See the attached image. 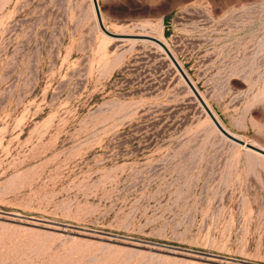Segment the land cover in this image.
<instances>
[{
	"label": "rangeland",
	"instance_id": "obj_1",
	"mask_svg": "<svg viewBox=\"0 0 264 264\" xmlns=\"http://www.w3.org/2000/svg\"><path fill=\"white\" fill-rule=\"evenodd\" d=\"M96 1L0 0V264H264V157L173 62L264 149V0Z\"/></svg>",
	"mask_w": 264,
	"mask_h": 264
},
{
	"label": "water",
	"instance_id": "obj_2",
	"mask_svg": "<svg viewBox=\"0 0 264 264\" xmlns=\"http://www.w3.org/2000/svg\"><path fill=\"white\" fill-rule=\"evenodd\" d=\"M91 3H92V7H93V11H94V16H95V21H96V24L97 26L99 27V29L109 35V36H112V37H119V35H121L120 33L118 32H112V31H109L107 29H105L102 21H101V18H100V14H99V8H98V5H97V1L96 0H91ZM147 39H150V40H153L155 41L156 43H158L161 47H163L165 49V46L164 44L158 40L157 38L151 36V35H147V34H143L141 35ZM170 56V55H169ZM172 59V58H171ZM173 62H175L173 60ZM181 72V76L183 77V80L185 81V83L187 84V86L191 89V91L193 92L194 96L196 97V99L198 100V102L200 103L201 107L203 108V110L205 111V113L207 114V116L209 117L211 123L213 124V126L223 135L225 136L226 138H228L229 140H231L232 142L236 143V144H241L243 145L244 147L248 148V149H251L257 153H260V154H263L264 155V149L259 147V146H256L248 141H244L242 138L240 137H237L233 134H231L230 132H228L226 129H224L220 124L219 122L217 121V119L213 116V114L211 113V111L209 110V108L205 105V103L202 101V99L200 98V96L197 94L195 88L192 86V84L189 82L188 78L185 76V74L182 72V70L179 69V73Z\"/></svg>",
	"mask_w": 264,
	"mask_h": 264
},
{
	"label": "bare ground",
	"instance_id": "obj_3",
	"mask_svg": "<svg viewBox=\"0 0 264 264\" xmlns=\"http://www.w3.org/2000/svg\"><path fill=\"white\" fill-rule=\"evenodd\" d=\"M94 12V11H93ZM100 14V13H99ZM100 18H101V16H100ZM102 20V19H101ZM161 33H158L157 34V39L158 40H161V35H160ZM109 37H111V36H109ZM112 38H115V37H112ZM157 46H159V45H157ZM173 60V59H172ZM175 61V60H174ZM175 63V65L177 66V69L179 70L180 69V67L178 66V64L176 63V61L174 62ZM181 70V69H180ZM180 74H181V72H180ZM189 79V82H191V84H193L192 83V80L190 79V78H188ZM197 92V91H196ZM197 94L200 96V98L202 99V101L205 103V105L208 107V105H207V103H206V101L204 100V98H203V96L199 93V92H197ZM212 113V112H211ZM214 116V115H213ZM215 117V116H214ZM218 121V120H217ZM220 124V123H219ZM238 145H240V146H242V147H244L243 145H241V144H238ZM246 148V147H245ZM262 148V147H261ZM246 149H248V148H246ZM248 150H250V151H253V150H251V149H248ZM253 152H255V151H253ZM255 153H257V152H255ZM257 154H259V155H262L263 157H264V155L263 154H260V153H257Z\"/></svg>",
	"mask_w": 264,
	"mask_h": 264
}]
</instances>
